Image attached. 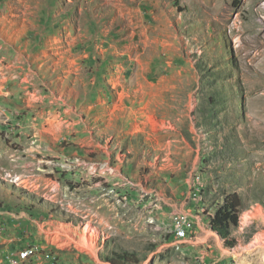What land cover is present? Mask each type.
Returning a JSON list of instances; mask_svg holds the SVG:
<instances>
[{"label":"rangeland","instance_id":"1","mask_svg":"<svg viewBox=\"0 0 264 264\" xmlns=\"http://www.w3.org/2000/svg\"><path fill=\"white\" fill-rule=\"evenodd\" d=\"M0 225L29 264H264V0H0Z\"/></svg>","mask_w":264,"mask_h":264},{"label":"trees","instance_id":"2","mask_svg":"<svg viewBox=\"0 0 264 264\" xmlns=\"http://www.w3.org/2000/svg\"><path fill=\"white\" fill-rule=\"evenodd\" d=\"M243 201L238 193L225 195L213 215L207 217V227L213 231L225 247L233 248L236 240L232 237V228L238 226L239 215L243 211ZM109 264H136L138 259L134 252L125 249H114L104 257Z\"/></svg>","mask_w":264,"mask_h":264},{"label":"built area","instance_id":"3","mask_svg":"<svg viewBox=\"0 0 264 264\" xmlns=\"http://www.w3.org/2000/svg\"><path fill=\"white\" fill-rule=\"evenodd\" d=\"M175 218H178L176 216ZM193 226V223L191 220H178V229L176 230V233L174 234V239L172 241H184L188 238V229H191ZM3 231V226L0 225V232ZM23 252H39L35 247L33 246H26L24 249L17 252V254H11L8 256L3 257V259L6 258L7 262L9 264H19L20 262V255ZM2 256V253H0Z\"/></svg>","mask_w":264,"mask_h":264},{"label":"crops","instance_id":"4","mask_svg":"<svg viewBox=\"0 0 264 264\" xmlns=\"http://www.w3.org/2000/svg\"><path fill=\"white\" fill-rule=\"evenodd\" d=\"M0 244H2V247L0 249V253H2V256L0 254V264H9L6 258L3 259V257L11 254H17L18 250H14L15 246L17 245L16 236L13 235V233H7L4 237L0 238ZM42 256L43 253L41 254L40 252H38L37 255L32 256L29 260L19 264H29L30 262L37 263V261L42 260Z\"/></svg>","mask_w":264,"mask_h":264},{"label":"bare ground","instance_id":"5","mask_svg":"<svg viewBox=\"0 0 264 264\" xmlns=\"http://www.w3.org/2000/svg\"><path fill=\"white\" fill-rule=\"evenodd\" d=\"M178 220H186V219H184L183 217H179V216H178V218H174V220H173V228H172V235L173 236L176 233V230L178 229ZM171 243H172L173 246L179 247V245H180V243H182V241H172ZM33 254H34V252L33 253L32 252H23V253H21L20 262L23 263L24 261L29 260L33 256Z\"/></svg>","mask_w":264,"mask_h":264}]
</instances>
